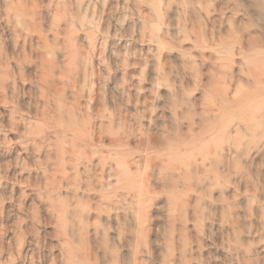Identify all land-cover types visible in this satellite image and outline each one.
I'll list each match as a JSON object with an SVG mask.
<instances>
[{"label":"rangeland","instance_id":"1","mask_svg":"<svg viewBox=\"0 0 264 264\" xmlns=\"http://www.w3.org/2000/svg\"><path fill=\"white\" fill-rule=\"evenodd\" d=\"M0 264H264V0H0Z\"/></svg>","mask_w":264,"mask_h":264}]
</instances>
